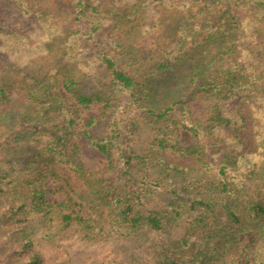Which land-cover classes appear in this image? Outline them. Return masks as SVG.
Instances as JSON below:
<instances>
[{"label":"trees","instance_id":"obj_1","mask_svg":"<svg viewBox=\"0 0 264 264\" xmlns=\"http://www.w3.org/2000/svg\"><path fill=\"white\" fill-rule=\"evenodd\" d=\"M8 1L34 15L41 32L20 34L0 18V51L13 54L0 68V264H43L32 215L96 243L122 230L151 234L146 259L132 264H264V0ZM146 36L144 53L132 58L137 69L121 66L114 51ZM95 38L113 49L98 50ZM173 71L178 84L165 97L155 78ZM195 98L214 102L202 119L186 110ZM232 98L252 107L249 123L244 112L225 111ZM95 105L101 117L82 124ZM134 107L153 124L144 154L135 148L142 124ZM247 126L252 148L223 152L216 166L195 144L179 143L181 130ZM76 129L106 157L105 169L76 160ZM165 154L197 163L184 167ZM150 163L162 174L137 177ZM198 163L201 174L179 186L169 180ZM154 190L171 201L149 206Z\"/></svg>","mask_w":264,"mask_h":264},{"label":"rangeland","instance_id":"obj_2","mask_svg":"<svg viewBox=\"0 0 264 264\" xmlns=\"http://www.w3.org/2000/svg\"><path fill=\"white\" fill-rule=\"evenodd\" d=\"M107 1V0H101ZM241 16L244 14L241 10H235ZM0 18L5 24L14 29L16 32L26 35L31 34L38 36L41 32V28L34 17V15H24L20 9L14 4L10 3L8 0H0ZM149 36L139 37L133 42H129L128 39H124L122 48H118L114 51V56L117 62L129 70L137 69L139 65H136L132 59L134 55H141L145 51V47L142 45L147 43ZM101 40L94 39V47L98 50L113 49L111 44H104L101 46ZM88 56V52H87ZM13 59V54L0 51V68L7 62ZM97 62V61H95ZM148 69L145 64L140 66L139 74L141 75L144 71ZM99 72H103L102 69H98ZM176 71V70H175ZM168 77L169 79H163L162 77L155 78L156 80H161L160 83L154 86L159 93H165L167 96V89H174L175 84H178L174 80V72ZM88 87L92 86V83H88ZM184 93L187 94V91ZM121 100V105H125L130 99V96L126 93H121L119 95ZM155 101H165L166 98L161 95L154 96ZM153 100V101H154ZM214 102L205 101L203 99H192L186 105L187 111L191 112L192 118L202 119L208 107ZM225 111L234 115L237 111L244 112L248 123L249 120L253 118L252 107L248 108L241 104L239 99L232 98L226 102ZM182 106H178L177 110H174V114L177 116L181 113ZM102 106L95 105L91 109L84 112L82 124H84L91 116L98 115L101 117ZM113 110L108 109L104 114V118H100V124L96 126L95 131H99L104 121L107 120L112 114ZM133 115L139 118L142 124V132L140 133L136 143L135 148L140 154H144L148 150L149 139L152 136V125L146 119H144L143 110L134 107L132 110ZM103 115V114H102ZM202 123L203 120H200ZM205 126V123H203ZM77 136L73 140L76 141L78 148L75 153V158L80 161L85 167L95 170V169H105L107 166L106 157L97 150L92 145H89L86 138L80 133L79 129L75 131ZM239 135L243 138V142L238 141L235 135ZM181 145L187 146L189 144H195L199 149L202 150L203 156L207 162L216 166L219 164L221 155L223 152H235L241 146H246L247 148H252V138L250 134L249 127H243L239 130H234L232 127L223 128L221 131L213 129L209 132L201 131L199 135L194 136L190 132L181 130L180 140ZM165 160L179 163L182 166L196 165V161L193 157L189 156H176L172 157L169 154H165ZM149 162H151L149 160ZM200 163L197 164L196 168L188 170L185 174H175L172 175L171 182L180 183L187 177L195 176L201 174L198 170ZM137 177L147 175L149 179H157L161 174V168L158 166H150L145 168L143 166H138L136 170ZM186 177V178H184ZM188 179V178H187ZM170 182V181H167ZM52 197L51 193H48V198ZM57 199V197H54ZM171 201L170 194L165 193L161 190H154L148 196V205L154 208H160L163 205ZM28 229L30 237L35 245V248L39 251L42 256L43 264H132L131 262H138L140 260L146 259V250L148 249V239L152 235L144 232L135 233H125L124 230L112 235L111 238L104 242H93L87 239H82L74 232V227H70L63 231H58L56 228H48L41 222V217L39 215H32L28 222ZM1 242V240H0ZM14 263V260H11Z\"/></svg>","mask_w":264,"mask_h":264}]
</instances>
